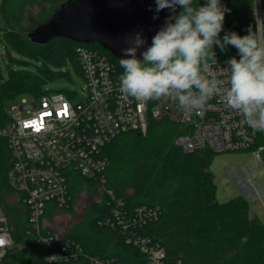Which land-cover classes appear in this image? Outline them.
Returning <instances> with one entry per match:
<instances>
[{
    "label": "trees",
    "instance_id": "obj_1",
    "mask_svg": "<svg viewBox=\"0 0 264 264\" xmlns=\"http://www.w3.org/2000/svg\"><path fill=\"white\" fill-rule=\"evenodd\" d=\"M66 1L2 0L5 25L0 28V43L20 57H11L8 77L0 79V127L8 120L6 104L13 98L23 93L40 97L48 91L44 89L48 80L68 74L63 69L68 63L81 74L79 45L108 54L123 72L120 58L99 43L78 42L64 36L52 37L43 43L30 39L26 32L45 22L53 10ZM206 2L193 0L194 5L200 6ZM257 3V0H221V4L230 9L225 14L221 40L226 32L235 31L243 36L248 34L249 27L258 30L257 18H261L264 31V0H260V15ZM34 7L37 10L32 17L33 25L27 29L23 21L27 11ZM213 51L217 58L238 54L231 45L223 52L214 45ZM180 130V125L173 121L150 118L146 132L139 135L136 131H127L116 136L103 149L110 161L106 187L123 198L129 210L140 206L161 207L158 216L143 223L140 233L151 236L165 247L168 264L178 260L184 264H264L263 221L250 213L249 203L242 195L226 202L218 200V186L210 169L215 156L213 151L203 148L185 152L174 142ZM1 140L0 179L4 180L9 151L6 142ZM127 188H132L133 193L127 194ZM113 205L110 197L104 194L103 202L94 205L96 215L63 236L60 243L72 239L86 254L115 256L123 264H133L130 254L135 257L139 254L125 243L122 231L100 224ZM25 228L26 225L12 221L16 242L24 239ZM54 248L42 249L30 243L24 251L10 249L2 264H44L45 254ZM58 264H89V260L81 256Z\"/></svg>",
    "mask_w": 264,
    "mask_h": 264
},
{
    "label": "built area",
    "instance_id": "obj_2",
    "mask_svg": "<svg viewBox=\"0 0 264 264\" xmlns=\"http://www.w3.org/2000/svg\"><path fill=\"white\" fill-rule=\"evenodd\" d=\"M260 15V11L257 10ZM262 31L261 18H257ZM84 79L82 100L74 102L76 91L48 90L32 101L23 100L0 127V140L6 142L9 161L5 179H0V264L10 249L24 251L30 243L39 248L55 247L44 256V264H58L81 256L89 264H123L115 256L89 255L75 240L60 239L44 223L50 204L67 208L75 198L72 180L76 177L99 182L102 194L114 204L100 221L122 231L125 243L138 251L133 264H168L166 249L151 236L140 233L143 223L159 215L160 206H140L129 210L123 198L106 187L110 164L104 147L127 131L144 133L149 119H167L180 125L174 142L185 152L207 148L216 153L250 151L264 163V133L243 124L242 117L218 99L208 102L201 115L180 109L168 98L138 101L119 91L123 73L108 54L85 45L77 47ZM239 55L217 58L212 71L223 73L227 61ZM26 115H23V113ZM2 141V140H1ZM1 149V146H0ZM7 192L4 193V189ZM15 196V201H12ZM23 208L24 239L15 241L8 203ZM22 235V232H20ZM175 264H184L178 260Z\"/></svg>",
    "mask_w": 264,
    "mask_h": 264
},
{
    "label": "clouds",
    "instance_id": "obj_3",
    "mask_svg": "<svg viewBox=\"0 0 264 264\" xmlns=\"http://www.w3.org/2000/svg\"><path fill=\"white\" fill-rule=\"evenodd\" d=\"M155 5L153 19L164 9L173 14L152 37L142 59L137 57L146 42L142 34L125 37L119 91L138 101L168 98L196 115L218 98L242 117L243 124L264 133V31L249 27L247 35L230 31L221 40L225 14L230 11L221 0H207L203 6L194 5L193 0H155ZM177 6L182 8L179 15ZM214 45L222 52L228 45L237 49L239 59L230 58L222 69L226 81L212 71L217 64Z\"/></svg>",
    "mask_w": 264,
    "mask_h": 264
},
{
    "label": "rangeland",
    "instance_id": "obj_4",
    "mask_svg": "<svg viewBox=\"0 0 264 264\" xmlns=\"http://www.w3.org/2000/svg\"><path fill=\"white\" fill-rule=\"evenodd\" d=\"M0 0V28L5 25V19L1 10ZM257 10H260V0H257ZM37 7L30 8L26 13L23 25L29 29L33 25V15ZM11 57L19 58L20 55L13 49H6L4 43H0V79L8 77V65L11 63ZM15 68L17 65L14 66ZM34 69V67H31ZM68 71L67 75L48 80L44 86L47 90L76 91L72 97L74 102L82 100V87L84 79L80 72L68 63L64 68ZM37 99L32 94L23 93L6 104V109L13 111L14 107L19 106L23 100L32 101ZM23 115H26L24 112ZM214 153V158L210 169L214 173L215 181L218 186L217 198L220 202H226L233 197L242 195L249 203L250 213L258 215L264 223V163L259 162L250 151ZM75 185V198L72 205L68 208H60L50 204L47 208V214L44 217V223L61 238L78 227L85 224L95 213V204L103 202V187L99 182L89 181L82 177H76L72 180ZM127 194H132V188L125 190ZM15 201V196H12ZM8 203L10 206L9 215L21 224L25 223V215L21 213L23 208L16 204Z\"/></svg>",
    "mask_w": 264,
    "mask_h": 264
},
{
    "label": "water",
    "instance_id": "obj_5",
    "mask_svg": "<svg viewBox=\"0 0 264 264\" xmlns=\"http://www.w3.org/2000/svg\"><path fill=\"white\" fill-rule=\"evenodd\" d=\"M155 7V0H68L55 8L45 22L26 33L39 43L57 36L96 42L120 58L121 49L127 47L125 37L139 32L146 41L137 51V57L142 59L141 53L151 45L152 37L173 14L164 9L158 19H153L157 15ZM180 11L177 6L175 14Z\"/></svg>",
    "mask_w": 264,
    "mask_h": 264
}]
</instances>
